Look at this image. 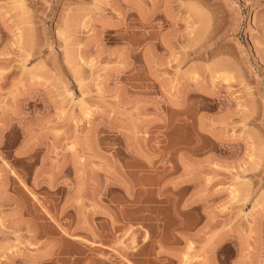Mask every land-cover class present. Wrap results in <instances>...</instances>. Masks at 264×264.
<instances>
[{"label": "rangeland", "instance_id": "obj_1", "mask_svg": "<svg viewBox=\"0 0 264 264\" xmlns=\"http://www.w3.org/2000/svg\"><path fill=\"white\" fill-rule=\"evenodd\" d=\"M189 166L217 217L160 205ZM198 228L264 264V0H0V264H192Z\"/></svg>", "mask_w": 264, "mask_h": 264}, {"label": "crops", "instance_id": "obj_2", "mask_svg": "<svg viewBox=\"0 0 264 264\" xmlns=\"http://www.w3.org/2000/svg\"><path fill=\"white\" fill-rule=\"evenodd\" d=\"M185 177L181 182H158V188L160 190V205H167L172 198L175 199L174 211L178 219L184 220L191 213H202L203 217L211 219L218 216L215 209V201H213L214 194L209 187H213L215 182H203L199 179H194L187 174L189 167H184ZM188 176V177H187ZM212 201V202H211ZM210 202V204H209ZM212 203V205H211ZM214 205V206H213ZM202 228H198L194 231L195 237L193 238V249L191 251L192 264H212L213 263V250L206 251L201 250V236ZM232 240L236 237L239 238V229L237 226L231 229ZM235 239V238H234ZM234 241V245L240 247V241Z\"/></svg>", "mask_w": 264, "mask_h": 264}, {"label": "bare ground", "instance_id": "obj_3", "mask_svg": "<svg viewBox=\"0 0 264 264\" xmlns=\"http://www.w3.org/2000/svg\"><path fill=\"white\" fill-rule=\"evenodd\" d=\"M150 14H151V13H150ZM146 15H147V14H146ZM146 15H145V16H146ZM145 16H144V17H145ZM142 17H143V16H142ZM142 19H144V18H142ZM125 20H127V19H125ZM144 20L147 21V20H148V16H147V19H144ZM149 20H151V18H149ZM125 23H127V22H125Z\"/></svg>", "mask_w": 264, "mask_h": 264}]
</instances>
